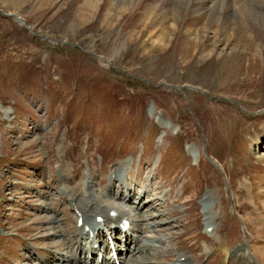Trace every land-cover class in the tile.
I'll list each match as a JSON object with an SVG mask.
<instances>
[{
  "label": "rangeland",
  "instance_id": "1",
  "mask_svg": "<svg viewBox=\"0 0 264 264\" xmlns=\"http://www.w3.org/2000/svg\"><path fill=\"white\" fill-rule=\"evenodd\" d=\"M230 1L0 0V264L62 252L48 222L76 237L62 189L83 193V182L97 204L134 190L146 221H165L147 234L168 248L155 264L184 253L204 263L217 248L206 212L234 227L229 250L258 241L264 0H242L244 17Z\"/></svg>",
  "mask_w": 264,
  "mask_h": 264
},
{
  "label": "bare ground",
  "instance_id": "2",
  "mask_svg": "<svg viewBox=\"0 0 264 264\" xmlns=\"http://www.w3.org/2000/svg\"><path fill=\"white\" fill-rule=\"evenodd\" d=\"M221 1L224 2V0H221ZM226 1L231 2L230 0H226ZM234 7H235L236 12L240 13L241 17H244V14H245L244 8H243L244 2L242 0H236ZM229 8H231L232 10L234 9L232 6H230ZM213 13L215 14V16H219V17L222 16L221 12L214 11ZM254 13L252 14L254 15ZM256 16L258 17L259 15H256ZM228 17L231 18V15L227 16V18ZM238 29H241V28L238 27ZM237 35L238 36L236 37L238 39L237 40L238 42H242V45L243 44L245 45L246 43V45L251 46L250 41H249L251 38L247 37L246 34L240 31V34H237ZM253 37L255 36L253 35ZM163 39L164 37L162 36L160 39L161 42H163L162 41ZM115 168L118 169V167H115ZM112 171L113 172H110L109 170V173H108L109 175H106L107 177L106 180L109 181L108 186L106 187L108 197L109 195H111V193H113L112 191L114 187L112 183L114 181H117L118 176H119V173L117 174L116 170H112ZM103 182L105 181H101L99 183V186ZM88 184H91V182L89 183L83 182V184H81L82 186L81 188H83V190L85 189V192L83 193L72 191L73 189H70V188L68 191H66L65 189H64L65 191H63L62 189V194H66L67 196H69V202L72 204L73 214H75L74 215L75 222H77L78 218H82L83 225L79 228L75 227L77 231V235L76 237H74V239L68 238L65 236V233H64L65 230L58 225V221L55 219L56 217L51 216L50 222H48V226H49L48 230H50V232L52 233L51 234L49 233L48 236H52V238L56 237V239H62L61 240L62 242H52V244H54L55 247L56 246L58 247V245H60L61 248L63 247V249H62V252L47 251V253L50 255L49 258L44 257L43 255L39 256L37 260L38 264H41L42 261L45 264H88L89 260H87V257H86L87 250L84 253V249L85 248L87 249L88 247L87 245L89 244V240H88L89 233L92 232V233L99 235V232H101L104 229V227L109 231L115 232L117 230L115 227L118 228L122 220L129 221L131 224V228L129 230L131 232H136L137 235L134 238L133 237L126 238V248H125L126 257L124 258L122 257L123 256L122 255L119 258V264H155V260L157 259L156 256L158 255V253L159 252L165 253L166 250H168V248H165L166 244L165 242H160L161 240L158 241L157 246L151 244L150 241H147L148 240L147 234H151V233L156 234L157 232H161L162 230L156 231L154 229L160 226L161 224H164L165 221L160 224V223H156L155 222L156 220H155L153 221L154 225L150 224L151 222L148 223V221H146L148 218L147 213L141 214V210L144 207L143 203L141 202V200L138 201V199H135L134 198L135 193L131 191H129V194H127L128 196L127 199L125 198V195L124 196L120 195L119 199H115V196H112L113 198L111 197V200L110 198L108 200L105 199L103 203L97 204V198L94 199L95 194L93 195V191L90 188V186L92 187V185L89 186ZM122 189L123 187L121 185L120 189H117V190H120L121 192ZM144 196H147V193H144ZM134 199L138 201L137 204L133 203ZM126 201H128V204L130 203L131 205H128V206L124 205ZM138 204H140V206H138ZM111 211L117 213V218L115 220H112V218H110L109 216ZM42 212L52 213V209H48V208L46 209L44 207ZM206 214L207 212L205 213V221L208 224V228H212V231H211L212 238L218 243L216 245L217 248L208 249L207 254H206V249H207L206 247L204 254H203L207 256L206 260L204 261V263H199V264H206L208 262V258H209L208 264H264V240H262V238H264V227L263 225H261L259 217L258 219L254 218L251 220L252 225L254 226V233L257 236V238H259L258 241L255 243L251 242L250 244H247V245L246 244L239 245L237 248L233 250H229L228 248L230 247L231 243L229 242L230 240H228V237L235 234L234 227L229 230L225 222L226 219L222 220V222L220 221V223L217 224L215 220L216 218L214 219L215 221H213V219L211 217L209 218V216H207ZM98 217L103 218L102 224H98L96 222V219ZM117 221H118V224H116ZM161 221L162 220H160V222ZM103 224H104V227H103ZM85 226L90 228L89 231L87 232L84 231ZM224 228H226L228 232L225 235V237L221 235V231ZM132 235L134 236V233ZM249 236H250L249 241H254L251 238L252 236L251 233L249 234ZM96 237L100 239L99 236H96ZM130 244H133V246L132 245L130 246ZM119 251L121 254V248L119 249ZM82 254H85V256H83ZM174 257H173L174 258L173 261H170L168 264H195L196 261L199 260L197 258H195V260H192L191 257L188 256L186 253L180 254V255H174ZM89 264H113V263L111 262V259L109 256H104V258H102L100 263H98V259L95 257L94 261L90 260Z\"/></svg>",
  "mask_w": 264,
  "mask_h": 264
}]
</instances>
